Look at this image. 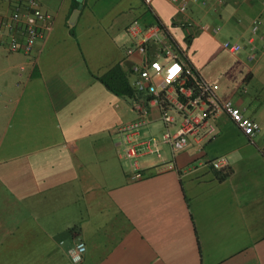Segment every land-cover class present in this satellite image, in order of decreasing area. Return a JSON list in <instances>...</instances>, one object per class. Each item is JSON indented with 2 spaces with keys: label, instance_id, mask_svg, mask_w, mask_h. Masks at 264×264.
<instances>
[{
  "label": "crops",
  "instance_id": "obj_1",
  "mask_svg": "<svg viewBox=\"0 0 264 264\" xmlns=\"http://www.w3.org/2000/svg\"><path fill=\"white\" fill-rule=\"evenodd\" d=\"M38 1L51 14L52 29L29 55L0 54V264H74L67 249L77 240L85 251L76 264H264L259 137L252 143L224 115L210 116L214 130L188 135L178 151L162 144L160 155H119L123 138L115 128L136 116L134 95L116 94L95 76L118 65L133 86L131 66L141 57L126 53L129 27L159 20L171 32L166 19L176 25L181 18L174 3ZM7 3L0 0V16ZM188 15L218 26L216 34L210 32L216 38L223 31L224 38L245 44L254 17L264 33L259 0L197 1ZM68 21L78 27L69 29ZM173 29L186 49L197 42L196 27L188 43L177 35L179 26ZM263 42L264 36L256 37L259 51L250 63L227 51L239 73L234 85L217 90L255 119L261 134ZM147 58L156 86L177 73L173 60ZM231 78L229 73L226 82ZM158 121L154 116L132 139L160 134ZM220 157L231 169L223 180L215 178L212 166ZM134 162L140 178L131 176Z\"/></svg>",
  "mask_w": 264,
  "mask_h": 264
},
{
  "label": "built area",
  "instance_id": "obj_2",
  "mask_svg": "<svg viewBox=\"0 0 264 264\" xmlns=\"http://www.w3.org/2000/svg\"><path fill=\"white\" fill-rule=\"evenodd\" d=\"M152 1L143 0L148 7ZM171 1L181 14L176 24L185 35L191 34L193 27L213 34L218 32V26L192 20L188 15L191 3L199 1L205 4L206 0ZM225 1L214 0L216 5ZM259 4L264 8V0H259ZM260 23L259 17L252 19L250 35L245 44L224 38L221 41L222 47L232 55L242 56L247 63L254 61L259 51L256 37L264 36L260 30ZM52 27L51 14L42 10L38 0H8L7 12L0 16V48L29 55ZM129 32L132 43L126 48V53L139 55L141 61L131 66V71L136 74L133 82V110L136 116L115 128L123 138L120 156L133 158L147 153L160 155L162 144L169 145L172 151H178L184 146L188 135H197L204 127L210 132L213 131L214 127L207 122L208 118L219 115H224L233 122L252 143L256 144V138L259 137L260 142L256 147L264 155V134H261L259 123L246 115L230 98L223 99L218 95V85L205 80L195 70L187 49L174 39L162 22L157 20L142 28L134 22L130 25ZM151 43L155 45L154 50L149 48ZM148 55L173 60L177 73L170 80L161 82L159 87L156 86L152 83L147 68ZM154 116L163 123L160 135L132 139ZM127 141L129 143H126ZM226 163V158L220 157L212 162V166L221 168ZM133 166L132 178L142 177V172L135 162ZM84 251L85 243L82 240L75 241L67 249L69 260L74 264L79 263Z\"/></svg>",
  "mask_w": 264,
  "mask_h": 264
},
{
  "label": "rangeland",
  "instance_id": "obj_3",
  "mask_svg": "<svg viewBox=\"0 0 264 264\" xmlns=\"http://www.w3.org/2000/svg\"><path fill=\"white\" fill-rule=\"evenodd\" d=\"M170 9V7H169ZM166 23L169 26V30L171 29L174 31L173 27H177L178 25L173 24L170 19H166ZM66 27L69 29H76L78 26L76 24L71 23L70 21L66 22ZM73 27V28H72ZM181 33H180V32ZM179 31H177V35L179 38L182 39V37L185 35L182 32V29L179 27ZM198 38L197 42H194L193 45H189L187 48L188 54L194 58V62L197 65L198 68L203 72L204 79L209 82H214L220 88L226 89V84L229 82V84H235L236 81V74L239 73V64L237 61L227 52V50L223 49L221 45L222 39L226 36L224 32H220L216 36L213 37V35L210 32H207L205 30H200L198 32ZM222 36L223 38L220 40L219 37ZM183 40V39H182ZM184 44V42H182ZM4 49V48H3ZM5 50L0 49V54L4 55ZM9 53V51H7ZM171 63V62H170ZM230 73V78L233 80L231 83V80H228L226 82L225 76H227ZM232 89V88H231ZM230 89V91H231ZM228 92V89L226 90ZM223 99L228 97H222ZM127 105L130 107L132 104L131 99L126 97ZM135 114V112H133ZM129 116V112L127 113V117ZM160 122V123H159ZM156 130L163 129V123L159 120L156 125ZM145 126L141 127L140 129L144 128ZM229 128H232V125L229 126ZM162 132V131H161ZM160 132V133H161ZM156 136L158 137L159 131H156ZM159 134V135H158Z\"/></svg>",
  "mask_w": 264,
  "mask_h": 264
},
{
  "label": "trees",
  "instance_id": "obj_4",
  "mask_svg": "<svg viewBox=\"0 0 264 264\" xmlns=\"http://www.w3.org/2000/svg\"><path fill=\"white\" fill-rule=\"evenodd\" d=\"M76 1V6L78 1ZM191 34L185 35L184 39L188 43L190 41ZM100 82H102L106 88L111 90L116 94H121L125 96L134 95V88L129 82L127 76L122 72L121 68L118 65L111 67L106 73L95 76ZM214 176L217 180H223L231 173L229 167L214 168Z\"/></svg>",
  "mask_w": 264,
  "mask_h": 264
},
{
  "label": "water",
  "instance_id": "obj_5",
  "mask_svg": "<svg viewBox=\"0 0 264 264\" xmlns=\"http://www.w3.org/2000/svg\"><path fill=\"white\" fill-rule=\"evenodd\" d=\"M76 12H77V10H74V11H73V13H72V15H71V17H70V20H71V21L73 20V18H74V16H75Z\"/></svg>",
  "mask_w": 264,
  "mask_h": 264
}]
</instances>
